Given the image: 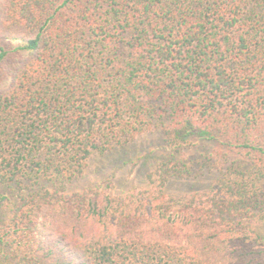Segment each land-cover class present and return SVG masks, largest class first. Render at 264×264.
<instances>
[{"label":"trees","instance_id":"16d2710c","mask_svg":"<svg viewBox=\"0 0 264 264\" xmlns=\"http://www.w3.org/2000/svg\"><path fill=\"white\" fill-rule=\"evenodd\" d=\"M154 130L205 191L74 188ZM263 225L264 0H0V264H264Z\"/></svg>","mask_w":264,"mask_h":264},{"label":"rangeland","instance_id":"374dc122","mask_svg":"<svg viewBox=\"0 0 264 264\" xmlns=\"http://www.w3.org/2000/svg\"><path fill=\"white\" fill-rule=\"evenodd\" d=\"M163 145L159 131L148 132L129 142L122 158L111 155L105 161L93 159L85 177L73 186H95L110 180L116 192L125 195L134 189H162L160 183L166 176L165 193L169 197L179 198L193 192H203L212 184L217 173L202 164L204 155L214 147L212 142L200 141L195 147L185 150L180 154L181 162L177 158L170 161L171 157L164 152ZM175 161L178 163L175 164ZM165 162H168L166 169L162 168Z\"/></svg>","mask_w":264,"mask_h":264}]
</instances>
